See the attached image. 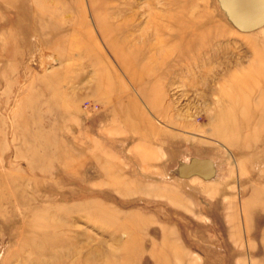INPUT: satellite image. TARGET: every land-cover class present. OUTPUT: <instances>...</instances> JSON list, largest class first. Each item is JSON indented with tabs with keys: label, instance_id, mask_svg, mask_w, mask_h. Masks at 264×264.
I'll return each mask as SVG.
<instances>
[{
	"label": "rangeland",
	"instance_id": "1",
	"mask_svg": "<svg viewBox=\"0 0 264 264\" xmlns=\"http://www.w3.org/2000/svg\"><path fill=\"white\" fill-rule=\"evenodd\" d=\"M261 7L0 0V264H264Z\"/></svg>",
	"mask_w": 264,
	"mask_h": 264
},
{
	"label": "bare ground",
	"instance_id": "2",
	"mask_svg": "<svg viewBox=\"0 0 264 264\" xmlns=\"http://www.w3.org/2000/svg\"><path fill=\"white\" fill-rule=\"evenodd\" d=\"M229 1V0H228ZM225 3V2H224ZM229 3V2H228ZM226 4H227V2H226ZM228 5V4H227ZM231 5V4H230ZM236 5V4H235ZM264 5V4H263ZM109 7V6H108ZM228 8H229V6H228ZM185 8H183V10H184ZM240 9V8H239ZM182 10V14H181V18L183 17L182 15H183V13H185V11H183ZM229 10V9H228ZM259 10V9H258ZM229 11H231V10H229ZM264 11V6H262L261 8H260V11L259 12H263ZM233 11H231V13H232ZM255 12H257V11H255ZM246 14V13H245ZM231 16L233 17V15L231 14ZM246 16V15H245ZM248 16V15H247ZM235 17V16H234ZM257 19H259V18H255V19H253L252 21H256ZM151 20L153 21H156V19H153V17H151ZM209 20V18L207 19V18H205V17H199L198 19H193V20H189L188 21V23L187 24H185V25H179L178 24V28H177V32H178V37L180 38V41L181 42H184L185 40H187V41H189L188 43L189 44H191V45H193V43H194V40L193 39H190V38H192V36H194L196 33H198L197 31H196V29H197V27H199V26H201V25H203L204 23H206L207 21ZM177 21V20H176ZM247 22H245V24H246ZM154 24L156 25V30H157V32H158V35L159 34H162L163 32H165V31H167L168 30V27L167 26H165L164 24H162V23H160V22H154ZM176 23H175V21L173 22V26H177V25H175ZM239 24H241V23H239ZM171 26V25H170ZM126 26H122V25H120V24H118L117 25V30L120 32V33H123L124 31H126ZM170 29H172V28H170ZM173 30H174V27H173ZM153 31V30H152ZM159 39V42H161V43H163V41H161V38H158ZM187 41H185V42H187ZM122 45H127L128 44V42L127 41H123L122 43H121ZM133 45H136V43L135 44H133ZM155 45V44H154ZM112 46H114V45H112ZM147 47L149 48V49H153L154 48V46H153V44H150V43H147ZM145 48H146V46H145ZM155 60V56H147V59H146V69H147V72H144V74H147L148 72H150L151 71V68H152V64H154V61ZM135 78H137L136 76H135ZM132 126H134V125H132ZM153 129V128H152ZM149 131H150V129H149Z\"/></svg>",
	"mask_w": 264,
	"mask_h": 264
},
{
	"label": "water",
	"instance_id": "3",
	"mask_svg": "<svg viewBox=\"0 0 264 264\" xmlns=\"http://www.w3.org/2000/svg\"><path fill=\"white\" fill-rule=\"evenodd\" d=\"M245 1V0H244ZM248 1V0H246ZM258 4L264 6V0H257ZM264 23V11L261 13L259 19H257L256 21H248L246 24L242 23L244 27L246 28H255L258 27L260 25H262Z\"/></svg>",
	"mask_w": 264,
	"mask_h": 264
}]
</instances>
